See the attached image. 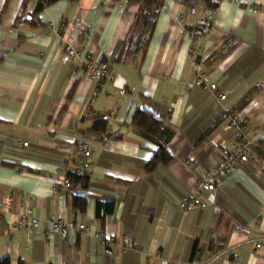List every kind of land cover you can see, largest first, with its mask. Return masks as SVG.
Segmentation results:
<instances>
[{
    "label": "crops",
    "instance_id": "0c3cea01",
    "mask_svg": "<svg viewBox=\"0 0 264 264\" xmlns=\"http://www.w3.org/2000/svg\"><path fill=\"white\" fill-rule=\"evenodd\" d=\"M38 2L0 0V198L13 199L12 213L0 215V260L206 264L217 256L214 264L233 257L238 264H264V0H221L210 15L201 3L165 0L140 67L113 59L137 2L57 0L34 14ZM31 14L35 19L27 20ZM208 17L210 25L200 31ZM189 31L196 33L194 51ZM68 37L79 54L64 62ZM90 58L111 70L96 96V83L84 70ZM201 72L218 84L225 100L194 85ZM139 107L174 130L168 144L173 159L152 172L145 164L156 145L131 124ZM233 112L252 141L248 160L228 177H213L215 187L201 191V203L182 210L181 197L231 150L237 132L223 126ZM96 119H105L106 126H96ZM83 167L90 182L81 211L74 209L79 187H53L61 175ZM106 199L115 208L102 226L96 202ZM27 209L40 219L39 227L12 228ZM52 214L85 222L113 239L103 246L81 231L47 238ZM124 236L137 242L134 250L122 249Z\"/></svg>",
    "mask_w": 264,
    "mask_h": 264
},
{
    "label": "built area",
    "instance_id": "2783aa9c",
    "mask_svg": "<svg viewBox=\"0 0 264 264\" xmlns=\"http://www.w3.org/2000/svg\"><path fill=\"white\" fill-rule=\"evenodd\" d=\"M31 17L28 16V20ZM62 28L57 26L56 31L61 33ZM188 37L191 41V48L195 50L196 43V34L194 31L188 32ZM79 54L78 49L74 44V39L72 37L64 38V44L61 51V57L64 62L73 60ZM194 56H192L193 58ZM84 70L87 78L96 83L95 90L93 94L96 96L101 87L99 84L110 77L111 70L110 66L106 62L98 61L96 58H90L84 63ZM116 84V81H115ZM194 85L198 87H206L210 91L214 92L220 100L226 99V94L219 90L218 84L207 80L204 73H199V76L195 79ZM225 130H234L236 131V140L231 141L232 148L228 154L217 161L211 170L210 174L205 178L201 179L198 183V186L195 190L184 194L181 197L179 206L182 210H186L191 205H198L201 203V191L202 190H213L214 183L212 178L215 176L219 177H228L230 176L237 168V166L248 160V153L250 151L252 141L246 136L243 130L242 118L238 112H233L229 116L228 122L223 126ZM23 145L27 146L28 141H23ZM82 153L84 156H88L90 153L89 145L83 143L81 145ZM62 185L64 188H70L71 180L65 174L61 175L59 178V183L55 184L53 187L54 190H57L59 186ZM13 206V199L10 196H5L0 198V215L11 214ZM49 222L51 224V232L47 235L49 238L52 234H58L63 237H69L77 231L84 232L86 235L96 238L100 241L103 246H107L113 238L105 236V233L99 229L90 228L85 222H78L73 219H68L64 217H57L51 215ZM40 225V219L34 214L32 209H27L24 213L19 214V216L12 221V228H25L27 230H33L38 228ZM263 239L259 238L255 241L254 245L256 247L260 246V243ZM137 246V242L124 236L122 238V249L124 251L134 250ZM217 256H212L208 259L206 264H214ZM162 264H169V260L163 259ZM224 264H238V258L233 257L230 260H227Z\"/></svg>",
    "mask_w": 264,
    "mask_h": 264
},
{
    "label": "trees",
    "instance_id": "16d2710c",
    "mask_svg": "<svg viewBox=\"0 0 264 264\" xmlns=\"http://www.w3.org/2000/svg\"><path fill=\"white\" fill-rule=\"evenodd\" d=\"M57 0H39L38 6L34 14H38L45 7L56 2ZM137 2L139 8L134 16L133 22L126 34L125 38L119 43L118 51L114 55V61L121 63L134 62L136 67H140L145 61L148 47L150 45L158 18L163 10L165 0H128ZM221 0H186L190 5L203 4L209 15L212 14L219 6ZM31 19H35V15H30ZM208 17L200 26L199 30H204L210 25ZM28 20V18H27ZM196 34V33H195ZM232 47V46H230ZM258 86L250 90L238 102L235 110H240L252 97L253 92ZM96 126H106V120H95ZM98 124V125H97ZM131 124L138 133L145 139L154 142L156 149L151 159L145 164V169L149 172L154 171L161 163H168L173 159V155L169 150L168 144L174 135V130L166 123V121L158 116L152 110L142 107L137 108L131 118ZM66 176L71 180V187H79L74 194V209L84 211L86 208L87 198L85 196L86 189L90 182V173L84 169H73L66 172ZM115 202L112 199L97 200L96 202V220L103 226L104 219L107 214L114 211ZM0 264H10L9 258L4 257L0 260Z\"/></svg>",
    "mask_w": 264,
    "mask_h": 264
}]
</instances>
